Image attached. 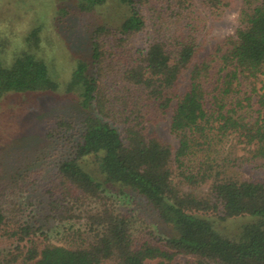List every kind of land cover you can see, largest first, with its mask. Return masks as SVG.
Masks as SVG:
<instances>
[{
  "label": "trees",
  "instance_id": "16d2710c",
  "mask_svg": "<svg viewBox=\"0 0 264 264\" xmlns=\"http://www.w3.org/2000/svg\"><path fill=\"white\" fill-rule=\"evenodd\" d=\"M69 1L80 13L122 10L90 30L89 60L75 59L62 84L77 94L78 114L57 122L66 146L58 173L97 206L73 215L87 229L66 235V244H16L0 264H264V183L239 176L246 166L264 169V0H239L233 32L199 57L206 22L234 0ZM142 8L152 14L151 32L133 51L131 38L148 24ZM39 34L33 26L9 62L0 60V99L61 88ZM150 109L170 112L175 147L146 132ZM88 157L95 172L85 168ZM30 165L10 164L0 177V237L6 198ZM111 190L140 199L167 233L138 241ZM35 230L18 225L8 233L21 242Z\"/></svg>",
  "mask_w": 264,
  "mask_h": 264
},
{
  "label": "rangeland",
  "instance_id": "374dc122",
  "mask_svg": "<svg viewBox=\"0 0 264 264\" xmlns=\"http://www.w3.org/2000/svg\"><path fill=\"white\" fill-rule=\"evenodd\" d=\"M239 4V0H234L221 18L208 19L201 32L203 44L198 57L205 55L215 43L233 32L237 25ZM115 7L107 5L93 12L80 13L72 1L0 0V60L9 62L14 52L22 46L25 35L38 25L40 52L55 67L61 83V88L54 92L8 93L0 99V177L8 171L10 164L24 167L25 163L32 162L17 189L6 198L4 213L8 220L7 233L0 237V262L16 244L21 248L29 245L30 240L38 248L44 242L66 244V235H75L76 230L87 229L85 220L73 215L82 214L84 209L97 204L82 201V196L72 186L65 184L58 173L56 163L66 146L63 147L64 140L56 138L59 133L57 122L59 119L76 118L78 96L65 92L62 84L66 82L68 70L75 59L89 60L88 40L93 26L104 16L115 20L118 13L121 14L122 10L118 11ZM141 12L148 19V24L144 31L131 38L133 51L145 48L151 32L152 14L146 8H142ZM187 84V78L183 76L180 79V92ZM169 115V111L161 115L156 109H150L144 124L148 134L175 147L176 140L168 128ZM50 133L55 137L50 138ZM53 142L56 145L53 146ZM85 163L88 171L95 172L91 157ZM239 176L264 183V169L246 166L240 170ZM105 193L112 198L117 211L128 217L132 233L138 241H156V238L167 233L168 228L137 197L112 190ZM18 225H28L37 230L18 242L17 236L12 237L8 233ZM232 227L225 226L228 230ZM16 264L26 263L20 259ZM148 264H154V261Z\"/></svg>",
  "mask_w": 264,
  "mask_h": 264
}]
</instances>
